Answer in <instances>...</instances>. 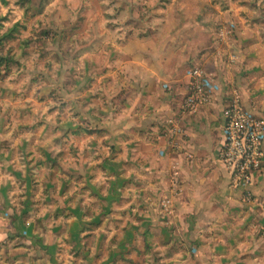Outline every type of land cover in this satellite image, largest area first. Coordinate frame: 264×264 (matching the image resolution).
Instances as JSON below:
<instances>
[{
  "label": "clouds",
  "instance_id": "obj_1",
  "mask_svg": "<svg viewBox=\"0 0 264 264\" xmlns=\"http://www.w3.org/2000/svg\"><path fill=\"white\" fill-rule=\"evenodd\" d=\"M38 2L42 14L31 19L16 0H0V17H14L0 35L16 21L29 28L9 45L22 67L0 85V174L31 168L45 182L66 183L72 202L85 197L81 184L91 193L107 189L114 175L125 181L126 226L109 217L104 240H82V264H97L96 253L111 252L134 228L139 264H218L221 255L227 264H264V224L241 227L248 216L264 219V0ZM81 16L89 21L74 33ZM40 28L56 34L53 41L34 43L22 58L21 41H35ZM44 152L57 159L55 168ZM105 157L117 174L92 166ZM52 197L33 204L34 222L49 219L25 239L10 226L15 201L8 207L0 199V264H50L38 240L55 223L54 208L67 207ZM138 217L150 222L147 235ZM164 217L174 231L162 247ZM113 232L117 240L108 243ZM46 243L56 245L60 264L63 232Z\"/></svg>",
  "mask_w": 264,
  "mask_h": 264
},
{
  "label": "crops",
  "instance_id": "obj_2",
  "mask_svg": "<svg viewBox=\"0 0 264 264\" xmlns=\"http://www.w3.org/2000/svg\"><path fill=\"white\" fill-rule=\"evenodd\" d=\"M221 11H227V9L225 8ZM85 24L86 23H83L80 26V31L84 30L82 26ZM74 26L75 23L72 25V31L75 33L77 30L74 29ZM104 27L107 28V24H105ZM261 39H264V36H261ZM245 44H248L250 47L255 49V43H253L251 39L245 40ZM10 76H12V74L5 76V80L0 82V85H2L5 81L10 83ZM5 98V90L0 87V110H3V99ZM32 102L34 105H41L44 103V98L41 97L40 99H34ZM47 111L49 114L52 112L51 109H48ZM81 152H83V149H81ZM42 155L46 158V162L55 168L58 163L57 159L53 157L50 152H44ZM92 166L101 171L107 169L111 173L117 174L118 166L113 164L109 157H105L103 159L97 158ZM45 171L48 172L49 176L51 175L50 170L46 169ZM99 178L102 177H98V179ZM107 183L109 186L103 191H97L95 189L92 190V192H94V199H90L91 195L87 191L91 188V185L81 184V188L85 190V197L80 198L79 202H72V197L70 195H65L66 190L69 193L73 191L66 183L61 182L57 185L54 179H48L47 182H45L43 175L38 178L34 177L31 168L23 174L19 168L15 172L9 169L8 174H0V199H2L8 207H13L10 201H15V208L21 209V211L17 213L14 208V214L11 216L10 226H14L17 231V235L21 239H25V233L27 234V237H31L33 231L37 228V225L42 223V220L49 219V214L45 213L42 220L34 222L29 215L33 204L38 201L41 195L48 197L45 201L46 204H51V200L53 198L52 193L54 192L57 198H61L59 202L66 204L67 207L54 208L55 214L52 218L55 220V223H50L47 226L45 234L39 237V245L51 258L50 264H56V253L58 249L55 244L46 243V241H50V234H60L63 232V244L67 250L63 253L65 258L60 262V264H82L86 255L84 249L87 248V244L82 245V240L88 241L93 236H96L100 240H104L105 237L101 235V230L105 229L107 224L110 222L108 219L109 217H111L112 220H117L122 225L126 226L128 219L127 212L129 208L132 207V205H125L121 203L119 188L123 187L125 181L120 179L118 174L114 175V179ZM253 199H255L254 196ZM85 200H87V204L85 203ZM97 200L102 202V206L99 208L94 207ZM113 203L116 204L115 209L113 208ZM89 204L93 205V207H88ZM233 210L235 212H239L240 207L236 206ZM116 212H118L119 215H115L114 213ZM85 217H87V219H85ZM141 220L143 221L142 226L145 229V235H147L151 231V224L143 217L137 218L138 222ZM254 221L256 223L264 224V219L256 221L254 216H248L244 219V223L241 225L242 229L247 230L248 225H253ZM138 230V228H134L133 230L124 233L118 246L111 252H107L103 255L96 253L97 264H139L138 257L141 253L133 244V241L136 239L135 232ZM170 231H174V227L170 229L168 227V218L164 217L160 233L163 237H165V242L162 244V247L171 242ZM204 239L207 240L208 237H205ZM116 240L117 236L115 232L111 233L107 237L108 243H113ZM241 242H243V240ZM195 243L198 247L199 242L197 241ZM222 244L223 241H221V245ZM221 245L216 246L214 249V252L217 255H220L225 251ZM147 247L149 246L146 245V248ZM218 264H227L226 258L221 255Z\"/></svg>",
  "mask_w": 264,
  "mask_h": 264
},
{
  "label": "rangeland",
  "instance_id": "obj_3",
  "mask_svg": "<svg viewBox=\"0 0 264 264\" xmlns=\"http://www.w3.org/2000/svg\"><path fill=\"white\" fill-rule=\"evenodd\" d=\"M5 3H7V0H5ZM27 5V7H26ZM16 6L21 10L22 17L28 18L29 13H32L31 19H36V17L40 14H42L43 11V5L38 2V0H16ZM225 9V8H224ZM221 9V10H224ZM10 17H13L12 13H9L7 16L0 17V29L4 28V21L10 22ZM14 18V17H13ZM105 20H107V17H104ZM89 21L88 16H81L78 18V22H74L75 26L74 29L77 31H80L79 28L83 23H87ZM95 23V21H92ZM40 21H37V27L40 25ZM23 29L24 32L29 31V28L27 25L20 24L19 21H16V23L12 24V26L5 32L3 35H0V82H3L5 79V76H8L9 74H12L13 68L19 69L22 67L20 60L15 58L13 47H10L9 45H14V42L16 39L22 35L21 30ZM9 33L8 36H5ZM56 34L52 33L51 30L47 28H40L38 32L35 33L36 39L35 41L31 37H24V39L20 43V47L23 49L21 52V57H27L30 55L29 49L32 47L34 43L39 44L43 41H48L51 43L54 39ZM5 59V60H4ZM253 71H259V68L256 67L253 69ZM94 192H91L90 199H94L93 195Z\"/></svg>",
  "mask_w": 264,
  "mask_h": 264
},
{
  "label": "trees",
  "instance_id": "obj_4",
  "mask_svg": "<svg viewBox=\"0 0 264 264\" xmlns=\"http://www.w3.org/2000/svg\"><path fill=\"white\" fill-rule=\"evenodd\" d=\"M8 35H9V33H8L7 35H5V36H8ZM4 60H5V59H4ZM1 61H3V60H1ZM1 61H0V62H1Z\"/></svg>",
  "mask_w": 264,
  "mask_h": 264
}]
</instances>
